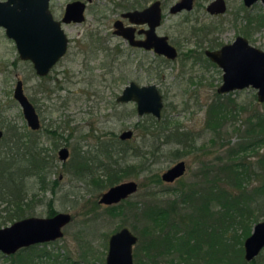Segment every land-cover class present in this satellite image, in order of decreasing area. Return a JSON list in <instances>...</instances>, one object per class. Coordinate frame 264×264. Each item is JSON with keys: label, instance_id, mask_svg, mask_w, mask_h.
I'll return each mask as SVG.
<instances>
[{"label": "rangeland", "instance_id": "374dc122", "mask_svg": "<svg viewBox=\"0 0 264 264\" xmlns=\"http://www.w3.org/2000/svg\"><path fill=\"white\" fill-rule=\"evenodd\" d=\"M65 1L55 0L60 4ZM171 1L173 0H169L168 4ZM226 1L228 11L218 21L232 22L234 13H237V22L243 21L241 17L245 13L248 15L264 14V6L260 2L255 5L253 10L245 11L242 8L241 0ZM97 5L93 6L91 12L87 14L86 23L67 28L72 40H76L78 43L81 40L82 45L80 47H87L85 46L86 43L83 42H97V39H81L78 37L77 31L83 32L86 25L88 31H93L99 26V21H101V29H99L102 31L101 36L106 38L101 42L109 41V45L112 46L117 41L115 38H110L109 34H105V32L110 31L109 28H112L114 13L112 2L101 0ZM95 8L102 9L105 16H99L96 19ZM186 14L193 17L196 11L183 13L185 16ZM204 16L208 17L207 15ZM176 21H181V18L168 16L166 27ZM228 28L226 35L231 37L233 31L231 27L228 26ZM253 38L256 41L255 45L264 50V28L253 34ZM91 46L94 47V45ZM96 46L101 48L102 44H96ZM192 47V43L184 41L181 45V51L186 52ZM102 53V51L97 53V59L93 60L94 63L98 61L99 64L97 75L93 78V84H90L89 80L83 82V77L80 75L73 77L71 74L72 82H64L63 89L58 90L59 82L57 80L51 77H37L31 64L18 57L13 40L9 39L5 35L4 29L0 27V127L5 130L3 126L6 124L16 125L21 132L26 131L25 127L28 128L21 107L13 98L15 83L20 79L23 82L25 94L39 107L38 112L42 120V129L39 135L49 153H52L53 147L55 148L54 152L57 159L55 164L57 166L54 170L56 175L61 174L54 195L49 191L40 193L39 197H42V201L36 208L35 216H48L49 200H52V207L56 212L71 214L72 220L63 228L64 235L48 242L46 248L54 254H69L72 259L78 260L81 264H101L102 262L100 263L98 258H104L105 263L109 236L121 226L128 227L141 239L147 236L148 238L155 236L156 229L151 228L150 219L147 220L142 214L146 206L155 208L158 205L160 209L165 210L175 201L178 204L180 215L187 217L192 211L190 204L197 203L201 199L205 185L211 184L210 181L215 171L214 166L222 164L221 160L216 158L222 156L227 160L228 154L225 153V150L242 142L248 134L245 130L249 127L247 118L251 115V108H262L257 101L256 89L254 88L249 87L225 94L218 93L216 90L222 83V70L205 61L193 67L191 66L192 60L181 61L185 59L182 55L176 64L168 65L161 76L155 74V71H152L150 75L142 73V76H139V81L156 84L164 96L161 120H165L168 130L184 132L185 136L182 139L186 141L192 139L190 142L196 148H185L184 150L181 148V151L183 150L181 155L171 158L170 151L178 146L175 143H170L154 153V156L151 153H145L140 159L137 158L138 162H143L144 171L122 180H135L138 183L137 191L124 199L126 200L125 204V201H120L114 204L115 207L108 209L113 205H104L98 202L100 194L107 187L98 189L93 183L72 177L65 172L62 162L57 157L58 147L63 145L70 150L69 162L76 154L93 156L98 145V135L105 134L102 137L103 140H108V137L117 139L122 130L134 129L133 124L138 121L144 122L133 111L135 110L133 109L134 105L130 103L126 107L124 105L116 106V114L110 115L115 95L121 92L127 81L138 79L137 74L139 72L135 70L132 63H128V54L124 53L121 54L112 74H102L105 68L103 65L105 54ZM82 55H79L77 60H71L70 56L65 58L54 68L51 73L52 76L55 77L59 73L58 78L63 79L61 73L64 68H67V71L70 70V73L73 71L77 73L80 68H83ZM77 78L80 83H73ZM216 93L219 94V97L215 96ZM58 94L60 95L57 96ZM93 95H98V97L88 98V96ZM215 98L218 100L221 98L220 100L225 103L226 100L224 99L230 98L227 101H233L237 104L238 109L235 114L229 113L227 115L220 136H216L213 130L205 126L206 109L215 101ZM44 128H48L51 132H44ZM133 131V138L129 141L124 140L130 146L140 144L143 149L150 150L149 148L161 141L157 132L154 133L157 136L152 138L148 135L144 139L140 128H135ZM111 133H115V135L112 136ZM220 146L223 147L219 148ZM252 148L254 151L248 149L249 151L246 153L239 152L238 157L246 154L248 155L247 159L255 163V152H264V147L261 146L260 148L258 145ZM178 160L186 162L187 170L184 176L172 183H151L149 176L153 177V174H158L161 177L162 173ZM104 161L107 162L108 160ZM136 171L138 172V168ZM96 175L102 180L105 178L101 171H98ZM194 191L199 193L195 194ZM127 201L136 203V207L129 208ZM119 204L122 207H119ZM212 209L213 206L211 205L210 210ZM262 218L264 215L259 214L257 221ZM211 221L208 219L209 223ZM9 224L11 223L7 225ZM135 249L136 244L133 247V253ZM145 251L147 250H142L141 255L145 256ZM261 254L264 255V249ZM0 264H9L4 255L2 257L0 255Z\"/></svg>", "mask_w": 264, "mask_h": 264}, {"label": "trees", "instance_id": "16d2710c", "mask_svg": "<svg viewBox=\"0 0 264 264\" xmlns=\"http://www.w3.org/2000/svg\"><path fill=\"white\" fill-rule=\"evenodd\" d=\"M215 96L219 97V94ZM220 99L215 98L206 109L205 126L213 130L216 136L223 132L227 115L238 111L237 104L227 101L230 98L224 99L226 103ZM258 103L262 108L252 107L251 115L247 118L249 127L245 130L248 132L246 138L225 150L227 160L222 156L216 158L222 164L215 168L211 166L215 171L210 187L206 184L201 199L190 204L192 211L187 217L180 215L175 201L165 210L157 205L155 208L146 206L142 211L143 216L150 219L151 228L156 229V233L151 238H138L133 253L134 264H264L261 253L251 261L243 257V241L250 235L252 224L257 222L259 214L264 215V152H255V163L248 160L246 154L237 155L239 152L246 153L248 149L254 151L252 147L258 145L264 147V102ZM137 126L147 128L152 138L157 136L154 134L157 132L161 141L150 150L143 149L140 144L130 146L121 140L113 144L100 143L93 156L82 154L75 157L71 165L74 178L93 183L98 189L108 188L144 171L143 162H138L137 158L140 159L145 153L154 156L166 144L175 143L178 147L170 151V157L175 158L185 148H196L190 142L192 139H182L184 132L168 130V125L161 118L150 116ZM3 127L5 133L0 139V227L35 215L42 201L40 193L49 191L54 195L58 185L54 170L57 164L48 154L41 136L26 127L23 132L16 125L6 124ZM98 171L105 176L103 180L97 178ZM149 177L151 183H163L158 174ZM123 201L125 204L126 200ZM127 203L129 208L136 207L134 202ZM48 206V216L56 213L52 200H49ZM208 219L212 221L209 223ZM46 244H35L13 254L0 255H4L9 264H81L69 254L48 251ZM142 250H147L145 256L141 255ZM98 260L105 264L104 258Z\"/></svg>", "mask_w": 264, "mask_h": 264}, {"label": "water", "instance_id": "95a60500", "mask_svg": "<svg viewBox=\"0 0 264 264\" xmlns=\"http://www.w3.org/2000/svg\"><path fill=\"white\" fill-rule=\"evenodd\" d=\"M186 1V0H184ZM250 5L255 0H244ZM264 4V0H261ZM186 7H190L191 0H187ZM77 5V20H82L83 5ZM210 6L223 11L224 1L215 0ZM157 2L148 10H156ZM147 10V11H148ZM146 12V10H145ZM145 12H135L131 15H142ZM158 18V13H156ZM65 17L64 20H68ZM132 19V17H131ZM0 27L4 28L5 35L13 40L19 58L29 61L36 73L43 76L57 59L65 52L66 38L58 22L54 21L48 10V0H5L0 1ZM164 42V40H163ZM164 46V45H163ZM156 46V51L164 52L174 57V49L168 44ZM234 48L236 50H234ZM241 48V53L240 49ZM208 56L222 68V83L217 88L220 94L229 93L245 88L256 89L258 102H264V51L255 48L246 40L238 38L232 45L223 47L217 52H209ZM13 98L21 107L22 115L30 129L40 126L38 114L30 99L24 92L22 80L18 79L13 90ZM124 102L133 100L137 104L138 114L150 113L156 119L161 117L163 107L162 95L155 84L137 86L130 83L125 86L117 98ZM3 130L0 129V138ZM131 131H125L120 138H128ZM60 158L65 159L67 149L60 150ZM185 171V162L179 160L161 175L164 182H172L182 176ZM138 184L134 180L120 182L111 186L100 195L98 202L104 205L117 204L135 193ZM72 220L68 212L57 211L46 217L28 216L0 227V253L13 254L17 250L35 244H43L61 238L63 228ZM138 236L128 227L123 226L113 232L108 239V249L105 264H134L133 247ZM264 249V218L253 224L250 235L243 241L244 259L251 261Z\"/></svg>", "mask_w": 264, "mask_h": 264}, {"label": "flooded vegetation", "instance_id": "af4514ba", "mask_svg": "<svg viewBox=\"0 0 264 264\" xmlns=\"http://www.w3.org/2000/svg\"><path fill=\"white\" fill-rule=\"evenodd\" d=\"M0 1H5V0H0ZM100 1L101 0H66L65 2H63V4H60L58 2H55V0H48V10L51 14V17L54 21L59 23L60 29L63 31L65 38L67 40L66 49L65 52L51 66L49 71L43 76L37 74L36 70L33 68V65L28 61L31 64L34 74L37 77L39 78L51 77L57 80L59 82V85H57L58 90L63 89L64 82H72V78L78 77L79 75L83 77V82H85V80H89L90 84H93V78H95V76L97 75V66L99 65L98 61L97 63H94L93 61L97 59L96 56L97 53H101L102 51L103 52L102 54H105V60L103 63L105 68L102 74L103 73L112 74L115 70V66L118 64V60L121 54L127 53L128 63H132V65L135 66V70H138L139 73L137 74L138 79L127 81L125 86L129 85L130 83H134L137 86H145L154 83H150V82L143 83L142 81H139V76L141 77L142 73L150 75L152 71H155L154 72L155 74L161 76L162 73L168 67V65L173 66L174 64H176L182 58V55H184L185 59L181 61H185V60L187 61L188 59H190L192 60L191 66L193 67L205 61L206 63L208 62L211 65L216 66L220 70H222V68H220L217 65V63L208 56L209 52H217L225 46L232 45L234 44V42L237 41L238 38H242L246 40L249 45L262 50L261 48L255 45L256 41L253 38V34L260 32V30L264 28V14L256 13L253 15H248L245 13V15L241 17L243 18V21L237 22V13H234V18L232 22L229 21V23H224L221 20L218 21V19L224 14H226V12L228 11V4L226 0H223L224 1L223 11H219L220 9L216 8L215 6H210L215 0H208L205 2L202 0H191L189 8L186 7V5L188 4V2H186L187 0L186 1L173 0L169 4H168L169 0H110L113 4V12H114L112 18V24H111L112 28H109L110 31L105 32V34H109L110 38H115L117 39V41L113 43L112 46L109 45V41L101 42V40H104L106 38H103L101 36L102 31L99 30L101 29L100 26L101 21H99L98 24L99 26L93 31L92 30L88 31L87 25L83 32L77 31L78 37H81V39L82 38L83 39L90 38L94 40L97 39V42L95 41L83 42L86 43L85 46L89 48L84 46L80 47L82 45L81 40L79 41V43L76 42V40H72V36H70L69 29L67 28H69L70 26L82 25L86 23L87 14L91 12L93 6H98L97 3H99ZM74 2H79L83 5L82 20H77V11H78L76 7L77 5L69 6L71 3ZM156 2H157L156 10L151 9L149 11L148 9L152 7V5ZM241 2H242V8L245 11L253 10V8L258 2L263 4L261 0H255L250 5H246L244 0H241ZM195 11L196 14H194L193 17H189L190 14H186V16L183 15L184 12L190 13ZM94 12L96 14L95 16L96 19L99 16L101 17L105 16L103 14L104 11L102 9L95 8ZM135 12H145V13L139 16L137 14L131 15L132 17L131 19L129 15ZM156 13H158V18L156 17ZM204 15H207L208 17L206 18ZM168 16H174V17L178 16L179 18H181V21H176L174 24L172 23L168 27H166V18ZM65 17H68L69 19L66 21L64 20ZM228 26L231 27L233 31V35L231 37L226 35L227 30L229 29ZM184 28H187V30H184ZM184 41L186 43L188 41L193 45V47L186 52L181 51V45L182 43H184ZM96 44H100V45L102 44L101 48L99 46H96ZM166 44H168L170 47L174 49V54H175L174 57H169L164 52L156 51V46L164 45L163 47H165ZM91 45H94V47H92ZM234 50L236 49L234 48ZM239 50L241 53L242 52L241 48ZM81 54H83L81 59L83 68H80L77 73H74V71L73 73H70V70L67 71L68 69L64 68L63 72L61 73L63 79L60 77L58 78L59 73L55 77L52 76L51 74L52 71L61 61H63L68 56H70L71 60L72 59L77 60L76 58ZM150 56H152V58H150ZM223 73L224 72L222 70V76ZM71 74H73L72 75L73 77L70 76ZM73 83L78 84L80 83V80L77 78L74 80ZM122 90L119 94L115 95L114 97L115 100L112 103L110 115L113 116L116 114V106L124 105L126 107L127 104L130 103L134 105L133 109L135 110L133 111L136 112L137 116L140 119L145 120V118L153 116L150 113H143L142 115L138 114L137 104L133 100L124 101V102L118 101L117 98L122 93ZM59 95L60 94H58L57 96ZM161 95L162 98H164L162 93ZM93 97L97 98L98 95L88 96V98H93ZM31 103L35 107L36 113L38 114L40 126L38 129L33 130L30 129L29 127L28 129L36 132V134L39 135L42 129V120L38 112L39 107L36 105V103L32 101ZM162 109H161V115H162ZM138 123L140 126L141 121H138L135 124H133L134 129L140 128L137 126ZM0 129L3 130V136H4L5 133L4 129L2 127H0ZM134 129L128 128L122 130L118 134L117 139H114V137L113 138L108 137L109 138L108 140H103L104 138L102 139V137L105 134L98 135L97 136L98 144L100 143L113 144L115 143V141L118 140L129 141L134 136V131H133ZM140 130L141 133L144 134V139H146V137L149 134L148 129L144 127L141 128ZM144 130L146 131V133H143ZM125 131H131V136L124 139L120 138V135ZM44 132L48 133L51 131L48 128H44ZM111 135L114 136L115 133H111ZM63 148L67 149V154L65 155V159H61L59 153L60 150ZM54 150L55 148L53 147L52 153L48 152V154H50L55 159L54 163H56L57 159ZM77 155L79 154H76L75 157H77ZM57 157L62 162V167L64 168L65 172L75 177L73 174L74 169L71 166L75 162L74 161L75 157L71 160V162H69L70 159L69 148L64 145L58 147ZM65 164L66 166H64ZM186 170H187V166L185 162L184 174L186 173ZM184 174L182 176H184ZM182 176L176 178L175 180L180 179ZM56 177L58 178V182H59V180L61 179V174L56 175ZM172 182H164V183H172ZM110 187H108L107 189H109ZM105 191H103L102 193H104Z\"/></svg>", "mask_w": 264, "mask_h": 264}]
</instances>
